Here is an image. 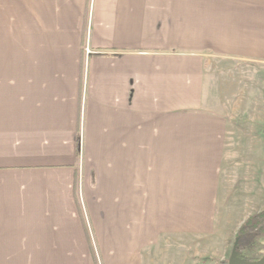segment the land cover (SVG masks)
Instances as JSON below:
<instances>
[{
  "label": "crops",
  "instance_id": "0c3cea01",
  "mask_svg": "<svg viewBox=\"0 0 264 264\" xmlns=\"http://www.w3.org/2000/svg\"><path fill=\"white\" fill-rule=\"evenodd\" d=\"M247 65L264 0H0V264H224Z\"/></svg>",
  "mask_w": 264,
  "mask_h": 264
},
{
  "label": "rangeland",
  "instance_id": "374dc122",
  "mask_svg": "<svg viewBox=\"0 0 264 264\" xmlns=\"http://www.w3.org/2000/svg\"><path fill=\"white\" fill-rule=\"evenodd\" d=\"M245 68L251 74L246 76L249 105L241 120L247 119L246 127L243 126V139L248 137V146L246 153L243 154L241 150L242 153L231 155L228 159L230 162L222 172L229 194L227 220L223 221L228 225L225 230L229 237V250L225 254L224 264H227L240 226L251 215L264 211V65H247ZM260 242L264 246V238ZM260 252L263 254L264 249ZM215 264L220 262L216 260Z\"/></svg>",
  "mask_w": 264,
  "mask_h": 264
},
{
  "label": "trees",
  "instance_id": "16d2710c",
  "mask_svg": "<svg viewBox=\"0 0 264 264\" xmlns=\"http://www.w3.org/2000/svg\"><path fill=\"white\" fill-rule=\"evenodd\" d=\"M261 238H264V211L251 215L240 226L234 237L232 251L246 262H256L263 256L260 252L264 249Z\"/></svg>",
  "mask_w": 264,
  "mask_h": 264
},
{
  "label": "water",
  "instance_id": "95a60500",
  "mask_svg": "<svg viewBox=\"0 0 264 264\" xmlns=\"http://www.w3.org/2000/svg\"><path fill=\"white\" fill-rule=\"evenodd\" d=\"M227 264H264V253L260 260L250 263L238 258L236 253L234 251H231Z\"/></svg>",
  "mask_w": 264,
  "mask_h": 264
},
{
  "label": "built area",
  "instance_id": "2783aa9c",
  "mask_svg": "<svg viewBox=\"0 0 264 264\" xmlns=\"http://www.w3.org/2000/svg\"><path fill=\"white\" fill-rule=\"evenodd\" d=\"M84 53H85V56H88L92 53V51L88 47H85Z\"/></svg>",
  "mask_w": 264,
  "mask_h": 264
}]
</instances>
